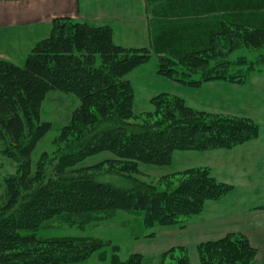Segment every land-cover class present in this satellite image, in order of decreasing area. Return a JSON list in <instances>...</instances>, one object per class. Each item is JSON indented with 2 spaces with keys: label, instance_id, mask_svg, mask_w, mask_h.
<instances>
[{
  "label": "trees",
  "instance_id": "16d2710c",
  "mask_svg": "<svg viewBox=\"0 0 264 264\" xmlns=\"http://www.w3.org/2000/svg\"><path fill=\"white\" fill-rule=\"evenodd\" d=\"M146 1L151 47L118 45L112 26L65 16L53 21L50 35L36 43L24 64L0 56V151L15 168L3 177L0 190V264L81 262L103 245L94 238L37 236V230L55 222L84 226L125 211L134 214L126 224L143 230V236L153 226L185 228L208 200L232 191L233 185L217 179L209 166L168 172L157 182L135 174L139 163L171 165L177 150L233 148L258 138L260 124L250 116L194 108L169 92L153 96L154 109L144 114H159L160 121L136 124L132 120L140 114L134 110L135 91L127 74L157 56V72L184 85L216 79L244 83L257 65H264V50L255 59L244 55L219 64L213 52L222 55L224 46L233 52L235 37L264 49V0ZM53 89L75 94L80 104L70 123L58 130L61 144L53 156L41 151L36 157L52 127L40 123L39 115ZM103 122L112 124L100 127ZM104 151L115 156L91 168L108 164L119 169L121 178L105 179L89 173V167H76ZM197 249L201 264H252L258 253L241 230L204 240ZM156 256L157 264H191L183 245ZM152 257L134 253L113 260L147 264Z\"/></svg>",
  "mask_w": 264,
  "mask_h": 264
},
{
  "label": "crops",
  "instance_id": "0c3cea01",
  "mask_svg": "<svg viewBox=\"0 0 264 264\" xmlns=\"http://www.w3.org/2000/svg\"><path fill=\"white\" fill-rule=\"evenodd\" d=\"M65 16L92 25L112 26L118 45L152 46L146 0H0V56L17 63V50L22 47L32 50L50 35L53 21ZM153 65L149 75L155 79V91H175L198 109L250 116L260 121L258 138L233 148L177 150L173 163L167 167H170L167 172H171L176 164L178 168L174 171L209 166L217 179L233 185L224 198L208 200L203 211L187 226L197 223L204 226L201 241L241 230L259 254L260 242H264V235L260 234V229H264V101L259 100V91H250L248 83L252 78L264 83L263 71H253L244 83L216 79L195 87L160 75ZM149 75L144 80H150ZM147 87L151 88L148 84ZM188 91L196 93L193 98L188 97Z\"/></svg>",
  "mask_w": 264,
  "mask_h": 264
},
{
  "label": "rangeland",
  "instance_id": "374dc122",
  "mask_svg": "<svg viewBox=\"0 0 264 264\" xmlns=\"http://www.w3.org/2000/svg\"><path fill=\"white\" fill-rule=\"evenodd\" d=\"M219 41H217V43H219ZM225 41L226 38H223L222 42ZM215 47L217 50L218 47L216 45ZM234 47L237 48L233 52H231L229 51L230 50L229 48H226L224 46L222 50V55L219 54L218 52L216 53L213 52L214 61H219L216 64H219L226 59L233 60L236 59L238 56H244V55L247 56L248 58L255 59V57L259 54V52H262V50H264L260 48L259 49L253 48L251 45H245L239 37H235ZM30 51L31 50L24 49L23 47L20 50H17L15 52L16 53L15 59L17 63L20 65L24 64L26 62V57H27L26 55H28ZM227 56L228 58H226ZM157 61H158V57L154 56L150 61L146 62V63L150 62L149 64L151 65H147V67H140L142 66L141 64L133 68L127 74V76L131 79V83L135 91L134 110L136 111V113L140 114L139 118L132 120V122H136V124L143 126L150 125V123L154 124L155 122H158L162 119L161 115L159 114H156V116H153L152 118H148L147 115L146 116L144 115L148 111H152L154 109L151 103V98L153 96L161 92H169L184 97L183 95L175 91H169V90L155 91L156 90L155 79H153V77L149 74H150V70L154 69L153 64H155L157 70ZM263 66L264 65H257L256 70H262L264 74ZM146 74L150 76V80H144V77H148ZM147 84L151 86V88L147 87ZM248 85L251 92H255L256 90L259 91L258 98L260 101L261 100L264 101V83L259 82L252 78V80L249 81ZM195 94L196 93L194 91L191 92L188 91L187 95L188 97L193 98L192 96H194ZM186 103L192 106L187 100ZM79 104H80L79 98L73 93H66L56 89L48 91L45 99L41 103L39 122L40 123L51 122V124L48 125L52 127L49 129V131L45 134V136L41 139L40 143L38 144L37 150L35 152L36 157L39 155L41 151L42 152L49 151L50 156H53V152H55L59 144H61L60 143L61 141H56L58 138L57 137L58 130L64 127L65 125H67L68 123H70L72 118V113L79 106ZM204 111L214 112L209 110H204ZM256 121L261 126L260 121L258 119H256ZM110 124L112 123L103 122L100 127H106L109 126ZM262 126L264 127V122ZM0 154H1L0 162H2L3 160V164L2 166H0V183H1L0 190H3V181H2L3 177L9 175L10 173L15 172V168H14V164L10 162L11 159H9L4 154V152L0 151ZM113 156L115 155L109 151L100 152L95 155L86 157L83 161H81L78 165H76V167L78 168L89 167L90 169H88V172L94 174L95 176H101L102 178L105 179H112V178L117 179L120 177L119 175L123 176L121 173H119V171H117L119 170L117 167H110L108 164H105L103 167L99 169L91 168L92 165L100 163L105 159L112 158ZM177 156H181V155H177ZM177 166L178 164L173 165V167H171V170L173 169L171 172H174V170L178 168ZM167 167L168 166L166 165L164 166V165L139 163L140 173L135 174V176L145 181H153L152 177H154V181L157 182L159 176L168 173L167 171H170V167L168 169ZM160 185L163 187L162 183ZM137 218L138 217L135 216V219ZM133 219H134V214H130L125 211H119L117 215L112 216L111 218L103 219L99 222H92L84 226L78 224L55 222L51 226L40 228L39 230L36 231V234L37 236L43 239H51L53 237H64V236L94 238V239H99L103 244L101 247L94 250L86 260H83L81 262H70V263H59V264H114L113 258L115 255L120 260H127L134 253H142L148 257L153 256L152 261L148 260L147 264H157L160 256L158 257L156 255H161V253L165 252L166 250L168 251L171 247L181 246V245L186 246L188 248L191 264H201L197 246L200 242L204 241V240L201 241V238H199L201 237V234L205 232V229L202 228L203 225L198 223L190 224L185 228H181L180 225L153 226V227H148L147 231L145 232L146 235L142 236L141 234L143 233V230H141L140 228L133 230L126 224L128 222H133ZM191 221L192 219L189 220L188 223H190ZM182 224H184V222ZM29 232L30 231L27 230L23 231V233H29ZM260 232L261 235H264L263 228L260 229ZM172 255L175 256L174 254ZM167 260L170 261V259ZM252 264H264L263 241L260 242V252L259 254L257 253Z\"/></svg>",
  "mask_w": 264,
  "mask_h": 264
}]
</instances>
